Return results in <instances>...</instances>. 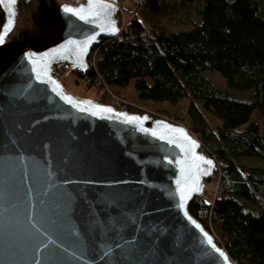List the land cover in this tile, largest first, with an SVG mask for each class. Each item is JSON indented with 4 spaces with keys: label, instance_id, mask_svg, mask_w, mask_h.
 <instances>
[{
    "label": "water",
    "instance_id": "obj_1",
    "mask_svg": "<svg viewBox=\"0 0 264 264\" xmlns=\"http://www.w3.org/2000/svg\"><path fill=\"white\" fill-rule=\"evenodd\" d=\"M94 3L0 0V264H238L188 209L217 169L201 141L55 74L121 32L119 0Z\"/></svg>",
    "mask_w": 264,
    "mask_h": 264
},
{
    "label": "trees",
    "instance_id": "obj_2",
    "mask_svg": "<svg viewBox=\"0 0 264 264\" xmlns=\"http://www.w3.org/2000/svg\"><path fill=\"white\" fill-rule=\"evenodd\" d=\"M165 1L140 4L157 13ZM197 14L188 30L176 32L148 29L132 17L116 37L92 48L94 66L71 71L87 86L112 90L133 79L139 100L159 105L166 119L184 121L218 166L216 195L196 196L189 212L238 264H264V131L251 121L257 111L264 122V17L259 0H202ZM3 22L0 6V30ZM65 67L57 64L55 74ZM206 70L219 72L227 87L215 85ZM181 101L185 116L165 107Z\"/></svg>",
    "mask_w": 264,
    "mask_h": 264
},
{
    "label": "rangeland",
    "instance_id": "obj_3",
    "mask_svg": "<svg viewBox=\"0 0 264 264\" xmlns=\"http://www.w3.org/2000/svg\"><path fill=\"white\" fill-rule=\"evenodd\" d=\"M259 4H260V14L264 17V0H259ZM201 5H202V0H167L161 4V9L159 12L152 13L140 4V0H119V7H120V10L118 12L119 26L120 28L125 27L128 20L136 16L143 22V24L148 29H161L165 32L188 30L191 27L192 22H196L198 20L197 11ZM90 52L91 53H89L87 57L88 67L90 65L89 61L93 63L95 62L96 59V51L92 50ZM71 69L72 68L69 65H66L64 70L62 69V71H60L61 74L59 75V79L63 82L67 90L77 95L94 99L102 103L105 102L101 101L100 99L101 97H105V100L107 101L105 104H110L115 106L116 102H120L123 105L130 106L140 112L129 111L127 109H121V110H127L129 112H134L139 114L146 113L150 117L165 118L163 115L158 114L157 110L155 109L156 106L160 107L159 105H154L153 103L151 104V102H145L138 99L134 88L133 79H131L128 82V84L122 88H116L113 90L109 89L108 91H103L102 90L103 87H98L97 85L87 86L85 79L83 80L78 78L77 75L73 71H71ZM204 75L208 77L215 85L221 88L227 87L224 78L219 74V72L215 70H206L204 71ZM230 91L233 92L235 96H244L247 93V92H240L238 90H230ZM165 107H167L170 110V112L175 111L179 115L182 116L186 115V101L185 102L181 101L174 106L165 105ZM170 121L174 123L182 124L185 127H187L184 121H180V122L178 121L175 122L173 120ZM251 121L258 124L260 131H264V122L260 119L257 111L253 113ZM202 150L207 153L204 147H202ZM216 167L217 169L214 171V174L206 181V185L203 191L204 193L203 196L207 199L214 197L216 195V190L218 187V184L215 181L216 178L215 174L216 171L218 170L217 162H216ZM210 180H213V182ZM247 204L249 207H254V205H252L251 203H247Z\"/></svg>",
    "mask_w": 264,
    "mask_h": 264
},
{
    "label": "snow or ice",
    "instance_id": "obj_4",
    "mask_svg": "<svg viewBox=\"0 0 264 264\" xmlns=\"http://www.w3.org/2000/svg\"><path fill=\"white\" fill-rule=\"evenodd\" d=\"M12 2L14 3L15 0H12ZM98 5H96L94 3V0H89V5H88V8L85 9L83 6L80 7L79 9H73V8H70V7H65V11L66 12H70V13H73L74 15H79L80 19H87V17L85 15H83V13H85L86 11L88 12H91L94 8H96ZM103 7H107L106 5L103 6ZM10 30V29H9ZM4 35H7V31L4 33ZM3 36H0V43H3ZM69 43H72L71 41ZM68 99V101L71 103V98H66ZM90 103V102H89ZM101 111H105V112H111V109L109 108H102L100 109ZM96 113H93V115H95ZM132 119L134 118H129V122L132 121ZM175 131L179 132L181 134V136H183L186 140L188 139L186 134L183 132V130H179V129H176ZM153 135H155V133H153ZM163 138V137H161ZM194 144V142H192ZM208 163H211L210 161H208ZM209 243H211V239H209L208 241Z\"/></svg>",
    "mask_w": 264,
    "mask_h": 264
},
{
    "label": "built area",
    "instance_id": "obj_5",
    "mask_svg": "<svg viewBox=\"0 0 264 264\" xmlns=\"http://www.w3.org/2000/svg\"><path fill=\"white\" fill-rule=\"evenodd\" d=\"M121 29H122V27H121ZM91 51H92V50H91ZM90 53H91V52H90ZM89 64L92 65V66H94V62L91 63V62L89 61ZM61 71H62V69H61ZM102 90H103V91H108L109 89H108L107 87H103Z\"/></svg>",
    "mask_w": 264,
    "mask_h": 264
}]
</instances>
